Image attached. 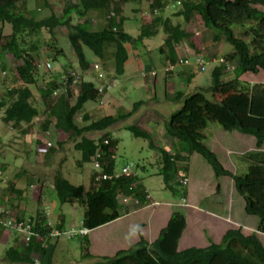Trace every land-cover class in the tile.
I'll return each instance as SVG.
<instances>
[{
    "label": "trees",
    "instance_id": "trees-1",
    "mask_svg": "<svg viewBox=\"0 0 264 264\" xmlns=\"http://www.w3.org/2000/svg\"><path fill=\"white\" fill-rule=\"evenodd\" d=\"M26 1L0 0V57L9 53L15 59L21 60L15 68L14 76L12 74L13 77H10L11 85L4 86L5 89L0 97V113L2 112L0 119L7 126L15 129L26 124L22 131L29 133L32 121L39 114L43 115L42 131H47L52 122V126L67 134L69 139L81 138L74 140V148L81 152L79 165L93 161L100 152L104 171L109 173L117 169L115 154L117 141L112 139L108 132L99 139L86 134L104 132L118 122L126 120L135 113L136 107L142 102L136 103L133 110L128 113L106 116L80 127L76 123V116L83 111L87 103L101 100L103 94L94 81L82 76L79 86L74 88L67 86L65 93H58L56 97H52V92L59 89L56 82L58 77L68 70L76 71L74 67L64 69L60 66L44 70L43 86H37L39 67L34 62L33 54L23 47L22 34L45 31L52 36L53 30L58 25L67 26L68 38L81 69L86 72L93 69V64L87 56V47L103 65H107L110 60L113 61L114 76L124 73L128 59L126 44H133V47H136L138 43L154 38L159 33H164V40L159 47L160 53L165 56L163 63L167 62L166 66L174 64L179 58L176 47L182 41H188L190 45L196 46L191 40L196 34L188 32L186 28V25L192 24L196 19L200 27L211 34L209 43L215 45L224 40L233 48L232 52L220 57L223 59L222 62L219 61L220 58L216 59L219 63L213 67L211 85L207 90L200 89L188 95L177 92L174 95L172 101L181 102V106L166 121V131L176 142L174 152L173 148L157 146L151 134L137 126H129L127 130L133 137L147 139L149 147L157 150L158 171L163 175L166 187L175 195L178 191H181L183 196L186 194V189H179L180 179L187 175V165H181L187 163L193 153L201 155L217 177L231 176L236 192L244 200L245 213L258 217L257 229H255L257 231L246 235L241 228L228 229L218 243L210 240L205 247L191 246L180 250L179 242L186 227V218L183 212L176 211L171 215L167 226L160 230L153 241L149 242L140 234L139 240L128 248L116 251L113 256H102L91 264H264V244L258 236V233L264 234V151L260 150L264 144V83L249 85L247 81L239 78V75L245 72L253 74L260 70L264 72V11L254 6L264 4V0H173L178 3L173 16L182 18V21L177 22H173L170 16L164 15V9L170 4L169 0H79L78 2L62 0L61 16L50 12L43 17H37L38 13L50 7V0H42V7L24 11L20 7L24 6ZM130 1L138 3L144 1L148 5V9L141 12L138 33L135 37L125 31L123 23L126 18L120 14V5ZM92 11L104 13V23L97 30H94L91 24ZM74 14L82 18V22L73 24ZM5 24L11 26L10 33L3 32ZM233 26L242 28V34L247 39L238 37ZM54 48L52 60L63 55L62 50L55 51ZM1 67L3 75H6L5 64ZM227 71L232 72L233 76L224 79L223 75ZM192 75L186 76L188 82ZM156 76L157 72L154 78ZM7 77L8 75L2 76L1 80ZM110 78L112 79L111 76ZM31 87L34 89L31 90ZM77 88L79 89L77 101L72 105L73 91ZM34 91L38 94L42 111L35 105ZM205 93L209 94L210 98H207ZM89 118V115H85L84 121H89ZM209 122H217L226 131L235 130L253 137L255 149L246 153L250 163L243 174L232 173L226 169L217 154L204 144L203 131ZM42 141L39 135V144ZM49 148L51 147H47L46 150ZM5 165L6 162H0L1 170H4ZM96 175L97 172L94 170L92 184L87 190L83 185L72 184L62 175L60 168L54 171L51 178L52 189L60 204L76 203L84 206L83 227L94 230L119 218L121 216L119 207L125 206L120 202L123 196L136 199L143 205L147 204L149 193L138 173L103 178L98 182L95 179ZM2 181L3 178L1 179L0 176V183ZM9 184L10 186L7 187ZM4 186L5 192L0 193V211L2 208L8 209L11 205L16 209L21 207L20 201L27 199L23 190L15 187L12 182H7ZM218 189L219 185L216 186V190ZM7 192H13L16 197L11 198ZM26 211L25 208L17 210L16 217L31 220L32 229L37 235H31L29 241L22 242V234L12 229L16 231L14 243L20 245L9 247L4 259L14 264H36L33 256L37 255L40 259L39 264H50L51 253L48 250L47 238H58V236L48 234L53 230L62 232V222L58 220L54 224H49L39 210L34 215L29 214L26 217ZM3 216L4 214L0 212V219ZM3 229L6 227L0 223V235ZM82 236L88 246L87 235Z\"/></svg>",
    "mask_w": 264,
    "mask_h": 264
},
{
    "label": "rangeland",
    "instance_id": "rangeland-1",
    "mask_svg": "<svg viewBox=\"0 0 264 264\" xmlns=\"http://www.w3.org/2000/svg\"><path fill=\"white\" fill-rule=\"evenodd\" d=\"M78 2L79 0H72ZM170 4L164 9V15L170 16L173 22L182 21V18L174 17L173 14L177 9L178 3L173 0H169ZM42 0H27L24 6H21L25 10H33L36 7H42ZM255 7L264 11V4H255ZM51 7V9H50ZM50 7L40 10L37 17H43L48 15L50 12H54L57 16H61L62 0H50ZM120 14L125 16L123 27L132 36H136L138 33L139 18L142 11L148 9L146 2L141 3L130 1L122 3L120 5ZM103 12L92 11L90 13L91 24L94 30L99 29L103 25ZM97 16H100L98 18ZM196 19V18H195ZM82 18L73 15V24L82 22ZM102 20V22H101ZM100 23V25H98ZM238 37H243L242 28L232 27ZM189 32H193L197 35L194 40L199 46L202 45L203 50H208L212 55H217V59L221 56L230 53L233 48L232 46L222 40L221 42L212 45L209 43L211 34L205 29L200 27L199 21L196 19L191 25H189ZM4 33L11 32V26L9 24L4 25ZM43 32V33H42ZM33 31L22 34L21 42L23 47L29 49L34 56V62L42 63L49 61L52 68L63 66L64 69H70L74 67L77 73L83 74L87 80L94 81L96 86L102 90L103 87L109 86L106 92L103 94L101 100L96 102H89L85 105L83 111L76 116V123L80 126H87L92 122L99 121L106 116H115L116 114H125L133 110L134 105L138 102L142 104L136 107L135 113L126 120L118 122L113 127L107 129L104 132H91L86 136L99 139L105 132L110 133L112 139L117 141L116 144V168L120 169L125 163H132L133 167L138 173V176L142 178V182L148 189L152 199L159 202L182 203V199L179 194L175 195L173 192L166 187L164 177L158 171V164L156 160L158 158L157 150L149 147V141L141 137H133V135L127 130L129 126H137L145 132L151 134L153 141L157 146H165L168 141V133L166 131V121L170 118L173 112L178 110L181 106V102H173V96L171 95L174 90L183 91L184 95L191 94L193 92L207 90L211 85V73L214 65L219 62H207L204 71L194 68L196 70L194 78L188 82L185 77H178L177 79L169 80V96L171 100L166 98L167 83H165V72L166 64L165 56L160 53L159 47L162 44L164 33H159L156 37L146 40L143 43H138L136 47L133 44H126L125 47L128 51V59L125 63L124 73L122 75L114 76V65L113 61L107 62V65L101 64V73L97 71H83L79 66L76 54L73 50L71 42L68 38L67 26L58 25L54 30V34H50L45 31ZM189 42L187 41V45ZM32 46L34 47L32 49ZM57 49L62 50L63 55H59L56 59L52 60V52ZM185 49V44L182 46ZM181 53L182 50H179ZM217 51V53H216ZM86 52L91 62L98 61L99 59L86 47ZM182 55V54H181ZM185 55H188L185 53ZM189 57V56H188ZM212 58V56H211ZM21 60L15 59L11 54L5 53L0 57V97L3 94L4 86L11 85V78L14 76L15 68ZM5 64L8 77L1 80L3 70L1 65ZM234 64V62H233ZM67 66V67H65ZM148 70V72H147ZM155 70L157 76L154 78L150 75L143 76L144 73L150 74L149 72ZM165 70V71H164ZM108 72V73H107ZM44 70L39 68V74L37 78V86H43V75ZM107 73V74H106ZM13 74V76H12ZM112 77V79L110 78ZM114 76V77H113ZM233 73L230 71L225 72L223 75L224 79L230 78ZM241 78V77H240ZM184 82V86L176 82ZM249 85L253 83H264V73L261 71L257 74L245 73L244 77ZM58 79L56 82L60 87L61 83ZM8 86V87H9ZM77 86V85H76ZM79 86V85H78ZM183 88H185L183 90ZM34 87H31L33 90ZM78 88L73 91L74 99H71V104L74 105L77 101ZM62 93H65L62 90ZM206 94V93H205ZM35 105L42 111L43 108L40 104L38 94L34 91ZM207 98H210L209 94H206ZM157 113V114H156ZM2 114V112L0 113ZM85 115H89V121L85 122ZM43 115L37 116L32 121V125L29 128V133H23V129L27 126L22 124L19 128H12L7 126L0 119V162H6V169L3 170V176L8 179H15L14 173L20 172L16 177L15 181L12 179V183L15 187L21 188L27 199L21 200V207H12L8 209L10 213L15 217L17 210L25 208L26 217L34 215L36 211H40L45 216L49 224H54L58 221L60 213L64 217V224L62 225L63 230L59 233L58 238L49 237L47 238L48 250L51 253L50 264H91L97 261L102 256H113L116 251L120 249L128 248L134 241L139 240L140 228L139 225L144 218H137L135 215L123 217L112 224H105L104 226L98 227L87 233L83 230L82 219L84 206L76 203H63L60 204L51 186V178L56 169L61 170L62 175L68 178L69 181L74 185H83L84 189L87 190L92 184V172L97 169L93 161H88L78 164L81 152L74 148V140H80V137L76 139H69L67 134L57 130L52 125L49 126L47 131L41 130V123L43 122ZM152 120L153 121L152 123ZM204 144L208 146L212 151L215 149L220 151L223 159L226 163L232 161L234 164L231 167L232 173L243 174L246 171L247 165L250 161L247 159L245 149L248 147L247 139H240L241 135L238 131H226L217 122H209L207 127L204 129ZM47 133V134H46ZM39 135L42 139L47 138L48 142L51 143L49 150H45L42 146L40 151H36V145H39ZM225 144V148L222 146ZM228 147V148H227ZM264 148V147H263ZM174 152V151H173ZM216 153V152H215ZM230 157H229V156ZM182 162H179L181 164ZM17 165V166H16ZM188 165V166H186ZM181 166L187 167V186L190 188V196L192 201L199 203L203 209L211 210L216 214H223L224 210L220 206L222 201L221 196L210 195L215 192L216 185L218 184L217 176L212 171L210 165L206 160L198 153L191 154L190 160L187 163H183ZM1 170V169H0ZM2 172V171H1ZM232 179V178H231ZM233 181V179H232ZM2 185H6L7 182H1ZM234 185V184H233ZM7 185V187H9ZM6 188V187H5ZM5 192V189L2 193ZM10 197H16L13 192H7ZM232 193L229 192V195ZM233 197L242 196L239 195L236 190L233 193ZM153 203L144 209V212H150L155 206L156 208H163V205ZM158 206V207H157ZM16 210V211H15ZM123 207L120 205L119 211L123 214ZM171 210L181 211L179 207H172ZM204 210V211H207ZM181 212H184L183 210ZM242 218H249L245 211L239 214ZM255 223H258L257 216H251ZM60 218V217H59ZM193 219V218H192ZM198 219L194 218L189 225V230L198 231L197 237L194 238L193 246H202L204 243L206 246L210 239L216 240V237L223 236L225 232L219 228L218 222H216L210 232L202 231L197 226L198 223L194 221ZM27 220V218H25ZM204 222V218L201 219ZM153 223V222H152ZM156 223V222H155ZM211 223V222H210ZM203 225V224H201ZM200 225V226H201ZM124 228V229H123ZM228 229H237L239 227L228 224ZM254 227H252L253 229ZM87 229V228H86ZM244 229V228H243ZM250 227L245 228L246 235L249 234ZM8 235H3L0 238V264H14L9 263L4 259L6 250L14 245H20L14 243L15 234L11 228H6ZM191 231L190 235L193 233ZM88 237V246L84 242L83 236ZM143 237L145 239L153 240L154 237L151 235V230H144ZM222 238V237H221ZM221 240V239H220ZM217 241V242H220ZM262 243L264 244V237H261ZM51 245V246H50ZM204 245V246H205ZM182 246L181 248H185ZM91 254L87 256V254ZM39 258V256H37ZM37 261V260H36ZM35 261V263H36ZM107 264V263H103Z\"/></svg>",
    "mask_w": 264,
    "mask_h": 264
},
{
    "label": "crops",
    "instance_id": "crops-1",
    "mask_svg": "<svg viewBox=\"0 0 264 264\" xmlns=\"http://www.w3.org/2000/svg\"><path fill=\"white\" fill-rule=\"evenodd\" d=\"M189 25H191V24L186 25V28H187V31L188 32H189V30H188L189 29ZM196 37H197V35H195L191 40L194 41L196 39ZM183 43L185 44V49L184 50L182 48ZM194 43L196 44V46H192L190 44L187 45V41H182V43L178 47H176L177 56L178 57H184V56H190L191 57V56L194 55V53H200V54L203 55V57L205 58V60L207 62H216L217 55H215V54L214 55L209 54L210 52L208 50H206V51L203 50L202 45L199 46L195 41H194ZM179 50H182V52L179 53L180 52ZM185 53H187L188 55H185ZM216 53H217V51H216ZM211 56H212V58H211ZM99 61L100 60L95 61V62H91V63L94 65L96 63H99ZM168 66H169V64L165 67V69H166V72H165L166 73L165 74V83H167L171 79H173V80L175 78L177 79V76L178 77H180V76L181 77H185L184 79L187 80V77L186 76L188 74H193L192 77H191V79H190V81H191L194 78V76H195V73H196V70L195 69L197 68L198 71H199V67L196 66V65L177 66L174 70H171V71H168ZM91 70L92 71H96L94 69H91ZM260 71H258V72H260ZM147 72H148V70H147ZM261 72L264 73L263 71H261ZM245 73H249V72H245ZM245 73L239 75V78L240 77L241 78L244 77ZM251 74H253V73H251ZM255 74H257V73H255ZM147 75H149V74L146 73V76ZM143 76H145V75H143ZM152 77H154V76H152ZM183 80L181 79V81L176 82V85L178 86V83H180V85H182L183 87H185ZM242 80H246V79H242ZM168 88H170L169 87V83H167L166 96L168 97V99L171 100L172 97L169 96V90H168ZM184 89L185 88H183V90ZM177 92H183V91L176 89V90L173 91V93L171 95L174 97V95ZM153 121H155V120H152V123H153ZM11 129L12 128L9 127V130H11ZM241 135H245V134H241ZM243 138L247 139V142L249 144L248 147H247V149H245L246 152L255 149L254 148V140H253V137L252 136H250V135H246V137L240 136V139H243ZM167 141H168V143L164 147H169L170 149L173 148V151H175L174 144L176 142H175L174 138L172 136L168 135ZM222 146L225 148V144H222ZM263 147H264V144L262 145V147L260 148V150L264 151V148ZM215 152H216V154H217L220 162L222 163V165L226 169H228L229 171L232 172L233 169L231 167L234 166V164L232 163V161L230 160V162L226 163V160L223 159L222 155H220V151L217 150V149H215ZM189 160H190V158H189ZM189 160H187V164H188ZM3 169L4 170L6 169V165H5V168H3ZM3 173H4L3 170H0L1 179L3 178V181L2 182H4V183L5 182H12V179L13 178L12 179L5 178V176H3ZM19 174H20V172H15L14 173V178L16 179V177ZM217 178H218L217 179V181H218V184L217 185H219V189L216 190L215 192L210 193V195H212V196L215 195V196H218V197L219 196L222 197V201L220 202V206L224 207L223 208V210L225 212L224 215L223 214H216V213L212 212L211 210L203 209L200 206L199 203H195V201L193 202L192 199L190 198V196L193 197V194L190 193V188H189V186H187V183L186 184L181 183V185L179 186L180 187L179 188L180 190L186 189V194L184 196L182 195L181 191L180 192L178 191L179 196L181 198H183L182 199V203H172L171 201L159 203V202H157V201H155V200L152 199V196L150 195L148 189L144 185L145 188H146V191L149 193L148 194L149 195V198L147 200V204L146 205H143V204H141L136 199L133 200V201H130L129 204L123 206V210H122L123 211V214L119 218L115 219L112 222H115V221H117V220H119V219H121L123 217L131 216V215L137 216L138 219L139 218H144L145 221L143 220L139 224V225H141L140 228H142L139 231L140 234L143 236V233L142 232L144 230H151V235L155 239L158 236L160 230H162L164 227L167 226V224H168V222H169V220L171 218V215L175 212V210H171L172 207H179L180 209H182L184 211L183 213H184L185 218H186V227H185V229L182 232V237H181L180 242H179V249L180 250L181 249H184V247L181 248L183 245L186 246L188 244L187 247L193 246L192 244L195 241L194 238L197 237V235H198V233H197L198 231H196L197 229L195 231L191 230V231H193V233L190 235L191 231L188 228H189L190 223L193 221V219L194 218H197V217H198V219H196L194 222L195 223H198L197 226L199 228H201L202 231H208V232H210L212 229H214L212 227H213V225L216 222L220 223L219 224V228L222 231V233L228 230V228H227L228 227V224L235 225V226L241 228L243 231L245 230V228L247 229V228L250 227L252 229V227H254L252 230L249 229L250 230L249 233L257 231L255 229H257V224L258 223H255V221L251 217L253 215H247L249 218H242V217L239 216V214L242 211H244V200H243V198L240 199L239 196H236V198H234L235 196L233 197V195H234L233 193H235V188H234V185H233V181L231 179L232 177L229 176V175H220ZM15 179H13V181H15ZM180 181H181V179H180ZM4 187L5 186L0 183V193H2ZM215 189H216V187H215ZM229 192H231L232 194L229 195ZM153 203L159 204L158 206L163 205L164 207L163 208H156L155 209V206H153L154 208L150 212H148V213L146 211L144 212V209L147 208L148 206L152 205ZM204 210H207V211H204ZM59 217H58V220L61 221L62 222V225H63L64 224V217L62 216L61 213H60ZM203 218L205 220H204V222H201V221H203V220H201ZM112 222H110L108 224H112ZM81 223H82V221H81ZM201 224H203V225H201ZM62 229H63V227H62ZM5 230L6 229L1 230L0 238L3 235H8ZM90 232H93V230H90ZM245 233H247V232H245ZM14 234H15V232H14ZM258 234H259L258 236H259V238L261 240V237H264V234H261V233H258ZM221 237L222 236L220 235L219 237H216V240H213L212 238L210 240L214 241L215 243H218L217 241H219L221 239ZM147 240L149 242L153 241V240H149V238ZM134 242H136V240ZM204 245L205 244L203 243L202 246H200V247H205L206 245L205 246ZM187 247H185V248H187ZM196 247H199V246H196ZM33 260H35V261L37 260L36 261V264H39L40 263V259L37 257V255L36 256H33Z\"/></svg>",
    "mask_w": 264,
    "mask_h": 264
},
{
    "label": "built area",
    "instance_id": "built-area-1",
    "mask_svg": "<svg viewBox=\"0 0 264 264\" xmlns=\"http://www.w3.org/2000/svg\"><path fill=\"white\" fill-rule=\"evenodd\" d=\"M220 62L223 61L222 58L219 59ZM206 64L207 61L205 60V58L203 57L202 54L200 53H194L193 56H184V57H179L178 60L174 63V64H169L168 66V71L174 70L177 66L180 65H196L199 67V69L201 71H204L206 68ZM37 67L42 68L43 70H48L51 68V64L49 61H44V62H40L38 63V65L36 64ZM230 66V65H228ZM229 68H232V66H230ZM93 69L96 70L97 72L101 73V64L100 63H96L93 65ZM156 74V72L154 70H152L150 72L149 75L154 76ZM143 75L146 76V73H144ZM71 77V79H70ZM59 80L61 83V86L59 89H56L52 92V97H56V95L58 93H62V90L67 91V86H69L70 88H74L76 85H79V83L82 81L83 77L81 74L77 73L76 71H72V70H68V72H65L63 74H61V77H59ZM70 80H72L70 82ZM109 86L107 85L106 88L103 87L101 91L102 94H104V89H108ZM47 134V133H46ZM107 143V140L105 141ZM51 145L50 142H48L47 138H45L42 142V144L37 145L36 147V151H40V148L43 146L44 149L46 150L47 147H49ZM101 153L99 152L97 154V156L94 157L93 162L96 166L97 169H95V171L97 172L96 175V181H101V179L103 178H111V177H118L122 174L125 175H130L136 172L135 168L133 167L132 163H125L123 166H121L120 169H116L113 173H109L107 171H104L103 168V162L101 160ZM183 184L187 183V178L183 177L182 181ZM149 198V195H148ZM135 199H130L126 196H123L121 199V204H129L130 201H133ZM4 216L2 219H0V223L5 226L6 228H11L16 230L17 232H20L22 234V242H27L30 239L31 235H37V233H34L33 228V223L31 222V220L27 219H19L16 216L14 217L12 213H10L9 210L2 208L1 211ZM83 230L85 231V233H87V230L85 227L83 228ZM59 233H61L60 231H56L53 230L51 233H49V236H58L60 235ZM80 234V233H79ZM82 235V234H81Z\"/></svg>",
    "mask_w": 264,
    "mask_h": 264
},
{
    "label": "clouds",
    "instance_id": "clouds-1",
    "mask_svg": "<svg viewBox=\"0 0 264 264\" xmlns=\"http://www.w3.org/2000/svg\"><path fill=\"white\" fill-rule=\"evenodd\" d=\"M150 76H151V75H150ZM45 138H46V136H45ZM45 138H44V139H45ZM44 139H43V140H44ZM42 142H43V141H42ZM41 144H42V143H41ZM39 145H40V144H39ZM36 146H37V145H36ZM37 152H38V151H37ZM185 177L187 178V175H186ZM181 181H182V179H181ZM187 182H188V181H187ZM181 183H182V182H181ZM185 184H186V183H185ZM82 227H83V226H82ZM85 228H86V227H85Z\"/></svg>",
    "mask_w": 264,
    "mask_h": 264
}]
</instances>
